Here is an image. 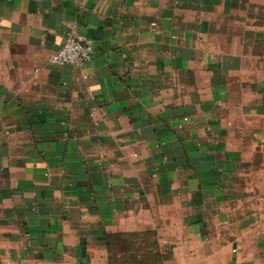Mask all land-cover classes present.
<instances>
[{"label": "crops", "instance_id": "obj_1", "mask_svg": "<svg viewBox=\"0 0 264 264\" xmlns=\"http://www.w3.org/2000/svg\"><path fill=\"white\" fill-rule=\"evenodd\" d=\"M0 264H264V0H0Z\"/></svg>", "mask_w": 264, "mask_h": 264}, {"label": "built area", "instance_id": "obj_2", "mask_svg": "<svg viewBox=\"0 0 264 264\" xmlns=\"http://www.w3.org/2000/svg\"><path fill=\"white\" fill-rule=\"evenodd\" d=\"M92 45L79 36H70L61 48L48 58V63L56 67H83L93 57Z\"/></svg>", "mask_w": 264, "mask_h": 264}, {"label": "trees", "instance_id": "obj_3", "mask_svg": "<svg viewBox=\"0 0 264 264\" xmlns=\"http://www.w3.org/2000/svg\"><path fill=\"white\" fill-rule=\"evenodd\" d=\"M132 239V238H131ZM127 241H129V240H127Z\"/></svg>", "mask_w": 264, "mask_h": 264}]
</instances>
